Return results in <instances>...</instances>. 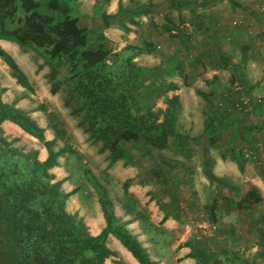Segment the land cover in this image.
<instances>
[{"label":"rangeland","instance_id":"1","mask_svg":"<svg viewBox=\"0 0 264 264\" xmlns=\"http://www.w3.org/2000/svg\"><path fill=\"white\" fill-rule=\"evenodd\" d=\"M39 1L46 8L48 0ZM67 1L69 0L65 2ZM111 1H114L115 13L110 11ZM260 1H250V9L248 5L245 6V16L237 14L221 18L220 30L212 31L215 38L206 36L204 42L201 41L204 33L185 25L188 21L186 17H171V0H71L69 4L72 5L71 15L77 16L79 25L87 30L89 46L103 43L112 51L121 52L127 45L141 46L145 41L154 43L153 53L136 55L133 61L146 70L162 66L171 68L166 73L162 71L159 76L154 71H145V85L156 86L152 82L154 78L159 84L172 82L173 79L182 81L179 73L183 71L187 82L193 83L187 90H193L196 95V90H209L205 84L193 82L203 75L204 66L211 68L216 62L230 65L227 68L229 73L225 72L223 75L224 80L219 90L226 95L215 97L211 107L202 97L197 95L198 102H195L188 94L186 114L190 116L183 112L184 117L179 120L182 132L205 137L206 145L200 153L207 156L205 161L208 169L214 166V157L217 155L232 157L233 154L232 158L242 165L235 181L224 177L222 184L199 175L200 177H192L193 182L188 185L182 180L184 167L178 174L180 184L171 180V176L163 180L160 174L155 173L158 172L155 169L156 163L159 164L158 159L164 162L163 167L167 170L165 163L183 164L186 162L184 156L191 151H157L141 142L126 144L127 160L121 159L124 169L119 167V170L124 172L119 173L115 170V163L110 161L109 151H102L101 142H94L79 126L82 117L73 115L71 108L64 105L65 85L55 94H51L49 90L50 94L41 104L47 109L42 116L47 120L48 127L55 134L57 128L59 130L60 137L54 149L66 146L71 149V152H65L66 158L64 156L69 172L66 179L75 185L77 193H82L73 201V206L84 202L82 208L86 210L96 197L99 201V186H103L112 207L117 204L125 214L141 220V226L145 229L144 235H141L145 239L141 242L151 251L159 253V264H181L183 259L178 256L187 241L195 242L196 249L207 254V264H264V196L257 203L240 199L251 188L250 175L258 171L262 176L264 174V12L257 9ZM119 6L125 11L119 12ZM247 11H250L249 14ZM103 12L114 15L109 20L108 28L102 21ZM236 18H240L241 22L234 26L232 21ZM210 21L213 22L214 19L210 18ZM230 36L235 40H229ZM99 37L102 39H98ZM228 44V53L223 51L221 54ZM195 45H201V48ZM33 56L35 76L44 74L51 86L50 65L41 53H33ZM244 56L255 59L256 65L251 64L253 60L240 62ZM189 62H194L192 69H189ZM111 63L112 60L109 59L107 64ZM65 73L68 74L63 68L62 74L56 78H62ZM255 78H260V81ZM47 88L44 85V88L38 89L42 93ZM142 92L138 96L142 107L150 105L155 111L165 108L162 97H143ZM242 97H249L248 104L237 111L234 106ZM257 98H262V101L257 102ZM192 109H200L201 112L204 110L205 113L203 117L202 113L196 116L191 113ZM225 110L228 114L237 115L240 122H236L233 128L227 122L224 134L213 130L208 134L204 133L205 123L210 122V116L213 113L222 116ZM209 124L216 126L214 119ZM188 127L191 128L190 132ZM230 133L232 135L229 137ZM212 139L215 140L214 143H211ZM199 150L201 151V147L193 152V157ZM131 169H139L137 177L126 178L132 173ZM137 182L141 185L137 188L140 191H129ZM196 182L199 188L195 185ZM214 202L215 217L212 218L209 206ZM67 210L71 212V209ZM164 216H171L176 223L171 228L168 224L163 225ZM118 219L121 222V218ZM107 243L113 248L112 242ZM121 259L129 263L126 259ZM116 260L109 257L105 264H115ZM193 261L192 264H198V260Z\"/></svg>","mask_w":264,"mask_h":264},{"label":"trees","instance_id":"2","mask_svg":"<svg viewBox=\"0 0 264 264\" xmlns=\"http://www.w3.org/2000/svg\"><path fill=\"white\" fill-rule=\"evenodd\" d=\"M65 1L48 0L43 8L39 0H0V39L43 55L51 68L50 92L55 94L65 85L64 105L71 108L73 115L82 117L79 126L94 142H101V150L109 151L111 162L127 160L128 143L141 142L157 151L190 152L191 136L180 130V99L178 95L168 96L177 85L166 81L159 84L155 78L152 82L156 86L145 85V71H154L159 76L162 71L168 72L171 66L146 70L133 61L136 55L153 53L154 43L145 41L141 46L127 45L121 52L112 51L103 43L89 46L87 30L79 25L77 16L71 15V0ZM123 11L125 9L119 6V12ZM113 17L102 13L106 27ZM0 58L8 65L16 82L33 92L26 74L1 46ZM109 59L111 64H107ZM218 63V67L225 65ZM193 67L194 62H189V69ZM63 68L68 74L56 78ZM179 77L187 83L183 71ZM141 92L143 97H162L165 108L155 111L150 105L142 107L138 100ZM15 104L0 99V264H105L107 258L116 256L106 244L109 234L119 240L139 264H156L141 242L114 214L103 186H99V202L106 226L98 235H91L83 219L67 211L66 202L73 192H65L61 188L62 180L55 181L50 169L57 165L59 156L71 149L66 146L55 150L54 145L60 137L58 128L55 137L47 140L44 128ZM210 104L211 107L214 105ZM39 109L47 111L43 105ZM216 117L215 113L210 116L204 133L220 131ZM213 119L214 127L209 124ZM5 120L42 143L47 158L40 161L36 150L24 151L15 146L17 138L9 139L1 127ZM214 142L212 139L211 143ZM173 164L178 167L177 163H165V170L164 162L160 161V168L155 173L167 180ZM206 165L203 161L209 181L222 184L224 180L216 177ZM239 168L242 169V165L239 164ZM171 180L180 184L178 176H172ZM243 198L253 203L261 200L254 187L240 199ZM215 205L216 202L209 206L212 218L215 217ZM165 219L164 216L163 221ZM183 245L190 248L189 257L198 260V264H207V254L197 250L195 242L187 241ZM116 261L115 264H128Z\"/></svg>","mask_w":264,"mask_h":264},{"label":"crops","instance_id":"3","mask_svg":"<svg viewBox=\"0 0 264 264\" xmlns=\"http://www.w3.org/2000/svg\"><path fill=\"white\" fill-rule=\"evenodd\" d=\"M243 1L244 0H171V17H174V16H177L179 18L186 17L188 21L187 23H185V25L189 26V29L193 28V29H196L197 32L199 33L201 32L204 33L203 36H201V39H202L201 41L204 42L206 39V36L209 37V35H211L212 38H215V36L212 34V31L220 30L221 23H222L221 18L226 17V16H234L237 14L240 16H245V13L247 10L245 6L248 5V9H250L249 8L250 1L252 0H248V1L245 0L246 2H243ZM110 5H111L110 11L115 13L114 12V7H115L114 1H111ZM249 12L250 11H247L248 14ZM240 13H243V14H240ZM246 16L248 15L246 14ZM210 18H213L214 21L211 22ZM199 25L201 26L200 29H199ZM104 34H106V32H104ZM229 40H235V38L233 39V36H230ZM0 46L14 58L16 63L19 65L22 71L26 74L29 80V83L33 87V93H32L28 89L18 84L16 82V79L10 75L8 65L0 58V88H1L0 99L5 103H9V104L13 102L16 103L15 104L16 107L26 111L38 123L39 126L44 128V136L47 140L53 139L55 137V132L50 127H48L47 120L43 118L42 116L43 111L39 109L40 105L43 103V101H45L47 95L51 93V92L49 93L51 86H49L46 79L44 78V74H42V76H35V70H36L34 68L35 56H33V53H37V54L39 53L33 49L24 50L15 42L3 40V39H0ZM175 46L178 47L177 44ZM195 46H198L199 48H201V45H195ZM228 46H230V44L226 45L224 47L225 48L224 50L222 49L221 54H223V51L225 53H228L226 52L228 51ZM224 55H228V54H224ZM249 60H253L251 64L256 65L255 59H253L252 57L246 58L244 56L242 57V59H240V62H243V63L245 61L249 62ZM227 68H230V65H227V66L223 65L221 67H218V65H216V67L211 66V68L204 66L202 69L203 75L201 77H197L195 81L193 82L195 83L200 82L201 84H205L206 86H208L209 90H206V91L196 90V95L194 94L193 90L191 91L187 90V88H189L193 83L192 84L190 82L184 83L180 79L172 80V82L177 85V89L173 91H169L168 96L178 95L180 99L181 111H180L179 120H182L181 117H184L183 112L186 114L187 104L189 103L188 102L189 100L187 97L188 94L191 95V99L195 102H198L197 95L202 97L203 99H205L208 105H210V103H214L215 97L219 98L221 97V95H223V93L221 94L219 90L221 89L220 86L222 85V82L224 80L223 75H225V72L229 73L227 71ZM174 76H177V75H174ZM255 80L260 81V78L259 79L255 78ZM44 85L48 87L47 91L43 90V92L40 93L38 88H44ZM225 95L226 94H224L223 96ZM206 96L208 97V99H206ZM248 108H250V106ZM191 113H193L194 115L196 114V116L201 115L202 113V117H203V114L205 113V111L203 110L201 112L200 109H195V110L192 109ZM225 113L222 116L217 115L218 116L217 125L221 126L220 131L222 132L224 131V128L228 127L227 122L229 123L230 128H233L234 125H236V122L237 123L240 122L237 115L235 116L234 114H228L226 110H225ZM186 115L190 116V114L188 113ZM1 127L4 131V134L9 139L17 138V141L14 143L15 146L23 149L24 151L36 150L38 153L37 158L40 161H44L47 158V150L44 147V145L40 143L33 136L24 132L18 125L12 123L11 121L5 120L1 123ZM189 127H188V130L190 132L191 128ZM225 132H223L222 134H224ZM231 135L232 133L229 134V137ZM205 145H206V139L202 135L191 136V140H190V146L192 147V150H190L191 153L188 154L187 158H186V155L184 156V160L186 162H184L183 164L178 163V167H176V165L173 164V166L171 167V177L178 176L179 172L183 171V167H184L185 172L182 173L184 176L182 177V180L184 183H188V185H191L192 184L191 182H193L192 177L194 176L200 177L203 175V177L205 178L203 161H205V157L207 156H203V154L201 155L202 150H203L202 147L204 148ZM199 147H201V151L200 150L197 151L196 155L193 157L194 155L193 152L194 151L196 152V150ZM55 150H59V148ZM65 154L57 158V165L52 167L50 169V172L54 175L55 181L62 180L61 187L62 189H64L65 192H73L69 196L66 202V207L68 209H71L70 213H76L79 217L83 218V221L85 222L88 228V231L91 235H94V236L98 235L106 226V221L103 215L101 204L99 203L98 198L96 197L95 201L92 202L91 206L87 207L86 210L82 208L84 206V202H81L77 204L76 206H73V201L77 200L79 198V195H82V193L80 194L77 193V191L74 190L75 185L71 184L70 183L71 181L66 179L67 175H69V172L67 170V165L65 164V158H66ZM214 158H215L214 160L215 163L213 167L211 168L209 167L210 172H212L218 178L223 179L224 177H226V178H229L235 181L237 179V176L239 175V170H240L239 163L236 162L230 156L217 155V157H214ZM114 163H115V166H117V169L115 170L119 171V173L120 171L124 172L122 170H119V167L121 169H124L122 160H117ZM158 163L160 164V161H158ZM172 163H177V162H172ZM159 164L156 163L155 169L158 170L160 168ZM129 167H132V166H129ZM131 171L132 173L130 175L125 176L126 178L137 177V174L139 173V169H134V170L131 169ZM263 176L259 174V171L257 173L255 172L250 175L251 186L249 187L256 188L261 197L264 196L263 195V192H264ZM195 185L199 188L197 182ZM140 186L141 185L137 182L135 183L134 187H131L128 190L131 192L137 193V191H140L139 189H137ZM195 189L197 188L195 187ZM225 190H228V189L226 188ZM75 193L77 194L74 195ZM113 209H114V214L118 218L119 217L121 218V222L125 223V227L132 235H134L140 242L143 239H145L142 237L144 235L145 229H143V227L141 226V220L139 218H131V216L127 213L125 214L123 209L117 204L113 206ZM174 223H176V221L171 219V216H170L165 219V221L163 222V225L168 224L169 225L168 227L171 228V226ZM150 240H152V237L150 238ZM107 242L113 243V248H111L108 245L107 246L116 253V256H113L115 260L120 259L124 261L123 259H121L122 257L129 262L128 264H139V262L133 257L131 252H129L119 242V240H117L112 234L108 235L106 244H108ZM141 244L143 247L146 248L149 254V257L153 261H155L156 264H159L157 263L158 260L160 259V257L157 256L159 253L157 251L155 252L151 251V249H148L147 246L143 244L142 242ZM190 251H191L190 248L185 245L181 247V252L179 253V256H178V257H182L183 259V262L181 264H192L194 262L193 261L194 258H191L188 256Z\"/></svg>","mask_w":264,"mask_h":264},{"label":"built area","instance_id":"4","mask_svg":"<svg viewBox=\"0 0 264 264\" xmlns=\"http://www.w3.org/2000/svg\"><path fill=\"white\" fill-rule=\"evenodd\" d=\"M257 9L260 12H264V0H261L258 4H257ZM241 22L240 18H236L232 21L233 25L236 26ZM107 62L109 63V60H107ZM236 85V89H238L237 84ZM249 101V97H242L240 99V101L238 103L235 104L234 108H237L238 110H240L243 106H246L248 104ZM262 98H257V102H261Z\"/></svg>","mask_w":264,"mask_h":264}]
</instances>
